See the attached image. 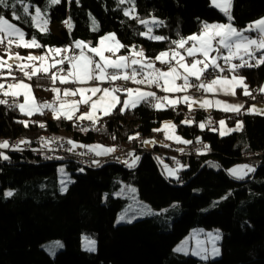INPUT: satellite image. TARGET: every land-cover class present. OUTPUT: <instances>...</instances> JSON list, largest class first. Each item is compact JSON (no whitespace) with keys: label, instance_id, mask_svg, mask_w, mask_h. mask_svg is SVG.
I'll return each instance as SVG.
<instances>
[{"label":"trees","instance_id":"16d2710c","mask_svg":"<svg viewBox=\"0 0 264 264\" xmlns=\"http://www.w3.org/2000/svg\"><path fill=\"white\" fill-rule=\"evenodd\" d=\"M47 1L27 0L33 6L30 12L46 6ZM129 7L118 0H61L49 5V23L70 21L71 27L66 25L57 33L37 30L30 18L23 16L20 5L15 9L22 16L19 21L12 19L10 8H0V14L19 26L27 40L35 37L44 46L32 49L38 53L66 47L70 41L93 44L103 35L114 33L126 46L122 52L132 46L141 47L146 60L175 49L172 40L200 33L204 23L228 21L210 0H135L134 15L163 21L162 26H153L152 33L167 39L155 41L140 34L147 32L144 25L123 14ZM230 11L231 23L242 29L264 16V0H232ZM161 70H167V66ZM239 74L246 78L249 90L255 91L264 80V64L242 68ZM49 76L39 74L28 79L39 103L49 98L37 85L50 84ZM115 83L114 87L127 86ZM189 91L202 94L195 87L187 95ZM4 98L1 95L0 99ZM120 107L92 125L86 120L47 119L46 110L27 117L17 107L0 104V142L19 143L16 150L0 149L9 157L0 159V264H264V116L190 110L182 103L162 110L141 103L121 115ZM185 120L191 123H183ZM220 120L230 129L237 122L242 127L221 136L217 126ZM165 122L175 125V132L191 141L194 149L183 153L158 145L142 149V139ZM200 124L205 127L201 129ZM52 136L71 140L82 148L100 144L126 149L140 159L130 168L113 156L91 166L66 155L51 160L32 157L31 150ZM160 160L183 166L177 171V179L165 176ZM240 163L249 164L255 171L243 179L233 178L227 170ZM60 165L72 177L64 193L57 180ZM121 183L135 185L139 199L156 213L117 225V214L128 201L112 196ZM7 190L13 192L11 197L5 195ZM195 228L219 231L217 258L204 261L173 251ZM83 236L95 241L94 252L82 248ZM51 240L64 244L55 256L40 248Z\"/></svg>","mask_w":264,"mask_h":264},{"label":"snow or ice","instance_id":"6c2138e0","mask_svg":"<svg viewBox=\"0 0 264 264\" xmlns=\"http://www.w3.org/2000/svg\"><path fill=\"white\" fill-rule=\"evenodd\" d=\"M61 0H49L50 5L59 4ZM78 2V0H77ZM120 5L125 3L129 4L130 7L124 9L123 14L132 19L138 20V22L147 28V32L140 33L146 36L150 40L164 41L167 38L160 35H151L153 26H162L163 21L157 20L153 17L150 21L140 19L134 15L135 0H118ZM17 5H20L24 17H29L32 26L36 27L42 32L47 33L49 20L46 18L45 13L41 8L35 7L34 13L30 12V8L33 6L27 3V0H15L14 3H10L9 0H0V8L12 9L11 17L13 20L19 21L22 16L15 9ZM211 6L216 7L225 16H227L229 23L226 24H209L204 23L202 30L198 34H192L188 37H181L178 40H172L171 43L175 45V49L169 51H162L156 57L155 60L159 61L160 64L166 65L167 70H161L156 68L154 63L150 60L145 59V53L141 49L139 51L132 50V56L120 55L116 56L119 49L125 48L126 46L120 43L116 38L115 34H108L101 37L98 47H92L83 41H75V48L80 49L79 55L64 56L63 53L70 51L67 47H56L48 49L45 55H27L21 56L19 53H11L10 45H15L17 48L25 49H42L44 46L40 44L35 37L26 40V33L18 27L15 23H11L5 15L0 14V48L6 53H9V59L14 58L16 61H29V62H40V67H34L33 64H16V69L23 73V76L29 80L33 77L39 76V74L48 75L50 69L56 68L57 71L49 76V79L56 83L59 79L60 84L74 83L77 85H89L92 81H98L100 83H113L116 81H123L125 83L131 81L135 85H145L149 88L157 87L165 93H179L187 92L190 88H197L205 92L213 94L223 92L224 95H235L237 88L243 89L245 96H252V92L249 90L248 85L245 83L246 78L239 74L240 69L248 67H258L264 64V18L250 23L245 29L240 30L233 26L231 21L233 16L231 14L232 0H211ZM65 23L71 27L70 21ZM93 29L95 30L96 22L93 20ZM247 32L258 33L257 37H251L246 35ZM106 41H111V44L105 46ZM190 45V46H187ZM187 46V47H186ZM87 48L89 52L95 56L100 57V61H95L91 56H87L84 49ZM181 50L187 53L191 60H186L185 56L181 55ZM112 53V56L116 57L112 59L104 55L105 52ZM223 51L227 54L224 55ZM48 53L52 54L53 62L45 66V62L48 59ZM215 53V55H211ZM259 53V56H257ZM55 57H60L59 60H55ZM202 57V58H199ZM219 60H223V64L218 63ZM175 61V64H173ZM233 61H239V63H233ZM253 61L255 63H253ZM65 62L70 65V68L66 72V75H60L64 72L62 67ZM57 65L61 67L57 68ZM7 67L8 76L14 81L13 83L7 84V90H5V84L0 83V93L4 97L12 96L13 98L23 94L24 102L19 103L17 100H13L9 104L8 100L0 99V104L8 105L9 107H18L21 113L31 116L34 113L43 114L45 109L51 110L54 119H60L63 117L67 120H73L75 114L80 112L78 120H88L92 125H96L100 119L104 116H110L113 114L118 105L120 107V114L123 115L125 110L135 109L141 103L149 104L156 110H162L167 106H175L181 101L188 104L189 109L194 103H198L192 96L183 95L176 99H170L169 95L158 96L153 91H145L141 87L136 88H125V87H104L99 86H78L75 89L63 90L64 97H75L79 95L80 99L69 103L67 100L61 99L59 106L55 103H40L37 104L34 97H32L31 86L25 83L23 80H17L12 74V65L8 64L6 60L0 58V78L4 77V69ZM29 69H31L29 71ZM111 69V71H109ZM231 73V77L223 75V73ZM211 78H205V74ZM199 81V83H193ZM177 81L182 83L177 84ZM54 93L59 94L61 89L53 87L51 89ZM260 92L264 93V86L260 88ZM98 93L102 95L97 96ZM120 93H123L126 97L121 101ZM90 94V95H89ZM93 97H96L93 100ZM31 99V103H30ZM254 99V97H253ZM200 103V107L204 108L215 104L217 107L223 108L224 111H232L237 114L240 113L242 104H230L220 100L209 101L203 100ZM81 106L84 110L81 112ZM98 113L102 115H98ZM249 113L261 114V110L254 106L249 109ZM23 123L25 127L28 126L27 122L19 121ZM183 123H191L189 120L183 121ZM212 123L211 120L208 121ZM220 125H224V121L221 120ZM40 127H44L43 124ZM201 129L205 127L204 124H200ZM242 127L241 124H237L235 129H229L228 131H238ZM165 128H171L174 132L175 125L168 122L165 124ZM82 131L88 129L82 128ZM159 131V129H155ZM225 133L221 132V135ZM138 135V134H137ZM133 137H130L132 139ZM167 139L175 140L177 143L189 144L191 141L182 140L178 135H166ZM151 141H145L144 143H150ZM20 143H28V141H21ZM47 143V142H45ZM68 144L72 145L74 150L76 147H84L83 145H77L73 141H67ZM12 148L16 150L18 145H10L8 141L0 142V149ZM207 147V146H206ZM88 151L94 153L97 156L109 155L117 151L113 147H104L103 145L96 144L88 147ZM129 159L122 160L126 166L132 168L135 167L139 161V156H135L133 153L128 154ZM0 159L8 160L9 157L3 152H0ZM131 160V163H129ZM94 164L99 165L98 161H93ZM63 171V170H61ZM83 171V169H81ZM255 169L248 165H239L236 168L230 170V174L237 179H243L249 172H254ZM169 175H176L172 170H169ZM65 182L62 181V184ZM131 192H135L134 188L129 189ZM67 191V187L61 188V192ZM6 196L11 197L13 192L8 191L5 193ZM131 207V206H130ZM146 207V206H145ZM127 213L121 215L120 221H126L131 223V219L126 220ZM196 234H194L195 236ZM208 237L207 243L212 245L209 250L204 246L205 241H201L198 237L196 238V249L192 251V255L200 256L202 259H207L208 255L216 256L219 255V248L216 246V242L220 239L219 234L206 233ZM88 250H94V241H88ZM187 241L177 248L175 251L180 252L186 251ZM56 247L62 245L57 244Z\"/></svg>","mask_w":264,"mask_h":264},{"label":"crops","instance_id":"0c3cea01","mask_svg":"<svg viewBox=\"0 0 264 264\" xmlns=\"http://www.w3.org/2000/svg\"><path fill=\"white\" fill-rule=\"evenodd\" d=\"M210 3H211V0H210ZM262 18H264V16L262 17ZM261 19V18H260ZM151 19H149V21H150ZM259 20V19H258ZM257 21V20H256ZM227 23H229V22H227ZM63 24H66V23H59V24H51V25H54V26H58V27H60V26H62ZM209 24H217V23H209ZM219 24H222V23H219ZM226 24V23H225ZM66 26V25H65ZM64 26V27H65ZM50 31H52V32H54V33H57V32H55V31H53V30H50ZM256 34H258V33H256V32H252L251 33V36L252 37H256ZM106 35H108V34H105V35H103V36H106ZM102 36V37H103ZM26 39V38H25ZM100 39H101V37L95 42V43H93V44H91V43H89V42H85L86 44H88L89 46H92V47H98V46H100L99 45V41H100ZM27 40V39H26ZM84 42V41H83ZM109 44H111V41H106L105 42V46H108ZM10 48H11V51H13L14 53H19V54H24V55H22V56H27V55H29V54H31V55H39V54H45V53H47L48 51H45V52H41V53H38V52H35V51H33L32 49H25V48H18L17 50H15L14 48L16 47L15 45H10L9 46ZM67 48H68V46H67ZM21 49H23V50H21ZM84 52H85V54L87 55V56H91L95 61H97V62H99L100 61V57L99 56H95L93 53H91V52H89L88 51V49L87 48H85L84 49ZM79 54H80V49H79ZM78 54V55H79ZM132 52H131V47H129L128 48V51L126 52V53H124V52H122V48L121 49H119L118 50V52L116 53V56H120V55H126V56H129V57H131L132 56ZM259 54V53H258ZM104 55L106 56V57H110V58H112V59H115L116 57H114V56H112V53H110V52H105L104 53ZM181 55H183V56H185V57H188L187 56V53L185 52V54H181ZM212 55V54H211ZM56 59L55 60H58L57 59V57H55ZM199 58H202V57H199ZM150 61H153V63H155V62H159V61H156L155 60V58H153V59H150ZM47 62H48V64H51L52 62H53V57H52V54L51 53H48V59H47ZM17 63H20V61L18 62V61H16L15 60V65L17 64ZM218 63H220V64H223V60H219L218 61ZM173 64H175V61H173ZM34 65V67H40L41 66V64L39 63V64H33ZM46 66V65H45ZM69 67L67 68V71H68V69L70 68V65H68ZM14 69H16V66H14L13 67V70H12V74L13 75H17V76H20V77H22L23 76V74H21V73H17ZM109 71H111V69H109ZM4 72L7 74V76H8V72L6 71V70H4ZM56 72V71H55ZM55 72H51V69H50V71H49V73H50V76L53 74V73H55ZM42 74V73H41ZM44 75V74H43ZM61 75V74H60ZM223 75H227V76H229V78L231 77V73H228V72H226L225 74H223ZM24 77V76H23ZM27 79V78H26ZM191 79H193L194 80V78H191ZM52 86H51V88L50 89H48L47 91H45V94H46V96L49 98L48 99V103H55L56 104V106L58 107L59 106V101L61 100V99H64V100H67L69 103H71L72 101H76V100H79L80 99V97H79V95H77V96H75V97H72V96H69V97H64L63 96V90L59 93V94H57V93H54L51 89L53 88V87H56V88H58L57 87V84H60L59 83V79L56 81V83L55 84H53V82L50 80V81H48ZM116 82H118V83H121V82H123V81H116ZM94 83V84H93ZM93 83L92 82H90V84L89 85H77V84H74L73 83V86L71 87V88H67V89H75L76 87H78V86H99V84H106L107 85V87L108 88H110V86H109V83H107V82H105V83H100V82H98V81H93ZM113 83H115V82H113ZM125 83V82H124ZM180 83H182V81H177V84H180ZM126 87L125 88H128V87H131V88H136V87H141L143 90H145V91H153V92H155L158 96H164V95H169V97H170V99H176V98H179V97H182L183 95H187V92H179V93H165V92H163V91H161L159 88H157V87H151V88H149V87H147V86H145V85H135V84H133L131 81H129V82H127L126 83ZM262 86H264V80L261 82V84L259 85V87L256 89L257 90V92L260 94V95H264V93H261L260 92V88L262 87ZM32 89H33V87H32ZM191 89V88H190ZM190 89H188V90H190ZM187 90V91H188ZM201 92H202V94H201V96H199V97H195L194 99L195 100H197L198 101V103H194V104H192V106H191V109H200V110H203V111H206V112H208V111H211V110H218V111H224L223 110V108H222V106L221 107H217L214 103L213 104H211L210 106H207V107H204V108H202V107H200V103L199 102H202L203 100H209V101H216V100H220V101H223V102H226V103H230V104H242L243 105V107L241 108V110H240V112H243V113H248V114H255V113H249V109L250 108H252L253 106L255 107V108H257V109H260L261 110V114H257V115H264V102H260L259 104H263V105H261L262 107H258L257 105H250V103H248V104H246L244 101H243V99H242V97H244L245 95L243 94V89L242 88H237L236 90H235V92H236V94L235 95H224L223 94V92H219V93H216V94H213V93H210V92H205V91H203V90H201ZM122 96H120L121 97V101H123V99H125L126 97L124 96V94L123 93H120ZM1 93H0V97H1ZM33 95H34V98H36V96H35V93L33 92ZM90 95V94H89ZM99 95H102V93H98V95L97 96H99ZM19 97H21L22 98V96L21 95H19L18 96V98ZM17 98V97H16ZM96 99V97H93V100H95ZM36 103H37V101H36ZM180 103H182V104H184V105H187L188 106V104H186V103H184L183 101H181ZM255 103V102H254ZM179 104V103H178ZM177 104V105H178ZM121 106H122V104H121ZM176 106V105H175ZM189 107V106H188ZM18 108V107H17ZM46 110V118L47 119H51V118H53L52 116H51V110H49V109H45ZM82 112V111H81ZM224 112H226V111H224ZM227 112H231V113H235V112H232V111H227ZM81 113L80 112H77L76 114H75V117H78L79 115H80ZM98 115H102V114H100V113H98ZM74 117V119H76ZM61 118H63V117H61ZM78 120V119H77ZM86 121H88V120H86ZM221 121V120H220ZM220 121H218L217 122V126H218V131H219V133L220 132H223V133H229V129L230 128H228L227 127V125H226V122L224 123V125L223 126H221L220 125ZM166 123H168V122H165V123H163V124H161L158 128H156V129H159V131H155L151 136H149V138L148 139H146L145 140V138H143L142 139V141H141V143H142V149H147V150H149V149H151L153 146H156V145H158V146H168V147H171V148H173V149H175V150H178V151H180L181 153H183V152H185V151H189V150H193L194 148H193V146L189 143V144H183V143H177V142H175V140H172V139H167L166 138V135H178L176 132H175V130H174V132H173V130L171 129V128H165V124ZM241 124L240 122H237L235 125H234V127H232V129H235L236 127H237V124ZM172 124V123H171ZM179 136V135H178ZM182 140H184L183 138H181ZM145 141H151L149 144H147V143H144ZM93 145H96V144H93ZM93 145H89V146H86V149H88V147H90V146H93ZM114 148V147H113ZM199 148V146H197L196 145V148L195 149H198ZM117 149V148H116ZM197 152V151H196ZM198 152H199V150H198ZM117 153V151H115L114 153H112V154H109V155H100V156H104L105 158L106 157H108V156H112V155H114V154H116ZM129 153H133L132 151L131 152H127L126 153V155L125 156H120V157H116V158H118L120 161H122V160H125V159H129V157H128V154ZM131 162V160L129 161V163ZM161 168H162V170H163V173L165 174V176L167 177V178H169V177H171V178H174V176H172V175H169V170L165 167V166H161ZM231 169H233L232 167L231 168H229L228 170H227V172H228V174L230 175V176H232L233 178H235L233 175H231L230 174V170ZM249 174H251V172H249V173H247L246 175H245V177L246 176H248ZM244 177V178H245ZM171 178H169V179H171ZM153 214V213H152ZM151 214V215H152Z\"/></svg>","mask_w":264,"mask_h":264},{"label":"rangeland","instance_id":"374dc122","mask_svg":"<svg viewBox=\"0 0 264 264\" xmlns=\"http://www.w3.org/2000/svg\"><path fill=\"white\" fill-rule=\"evenodd\" d=\"M49 0L47 1V5L44 6V7H39L42 9V11L45 13L46 15V18L48 19V7H49ZM38 7V6H37ZM214 7V6H213ZM216 8V7H215ZM35 9V8H34ZM217 9V8H216ZM218 10V9H217ZM34 13V12H33ZM152 19V18H151ZM229 22V21H227ZM226 22V23H227ZM12 23V22H11ZM222 24H225V23H222ZM66 24H63L62 26L58 27V26H54V25H51L50 23L47 25V28L48 30H53L55 32H57L59 29H64V26ZM19 27V26H18ZM36 28V27H35ZM246 28V27H245ZM245 28H242L240 30H243ZM37 29V28H36ZM39 30V29H37ZM96 30V28H95ZM40 31V30H39ZM42 32V31H41ZM108 34H113V33H108ZM246 35H249L251 36L250 32H247L245 33ZM151 35L155 36L153 33H151ZM144 36V35H142ZM146 37V36H144ZM252 37V36H251ZM147 38V37H146ZM14 45V44H13ZM9 47V46H8ZM136 50V51H139L141 50L142 48L141 47H134L132 46L131 47V52L132 50ZM11 53H14L13 51H11ZM223 54L226 55L227 52L226 51H223ZM9 53H6L5 51L3 52H0V58H3L4 60H6L8 62V64H11L12 65V70H13V67L16 66L15 65V59L12 58V59H9ZM21 56L24 55V54H20ZM39 55H43V54H39ZM45 55V54H44ZM212 55H215V53H212ZM259 56V54L257 55ZM26 57V56H25ZM19 62V61H18ZM28 63H31V64H39L40 62H29V61H20V64H28ZM233 63H236L233 61ZM48 62L46 60L45 62V65L47 66ZM7 72H8V69L7 67H5V69ZM17 73H21L23 74L21 71L17 70V69H14ZM31 69H29L30 71ZM23 80L25 83L29 84L31 86V90H32V97H34L33 95V92L35 93V90L32 89V85L26 80V78L24 77V79H21ZM94 84V83H93ZM97 86V85H96ZM5 90H7V85H5ZM2 94V93H1ZM98 95V94H97ZM22 98L21 97H17L18 98V102L19 103H23L24 102V96L23 94H21ZM35 101H36V98H34ZM45 102H48V101H44ZM30 103H31V99H30ZM37 104H40L39 102H37ZM250 105H257L258 107H262L261 105L263 104H259V103H250ZM19 110V108H18ZM19 112L21 113V111L19 110ZM51 112V111H50ZM23 114V113H21ZM36 114V113H34ZM25 115V114H23ZM27 117H30L28 115H25ZM32 116V115H31ZM51 116L53 117V113L51 112ZM264 116V115H263ZM54 118V117H53ZM221 135V132L219 133ZM226 134L228 133H225L224 135H221V136H225ZM149 137H146V139H148ZM149 144V143H147ZM136 156V155H135ZM130 161V160H129ZM123 163V162H122ZM131 163V162H130ZM160 164L161 166H165L168 170H172L176 173V175H174V178H171V179H177L178 176H177V171L182 169L183 166L178 164V165H169L167 162H165L164 160H160ZM239 165H248L250 166L249 164H246V163H240V164H237V165H234L232 166V168H236L237 166ZM251 167V166H250ZM63 170V171H61ZM173 176V175H172ZM57 180H58V183H59V188L61 190L62 187L64 186H68L71 182H72V177H71V174L66 170L65 166L64 165H60L57 169ZM62 181H64L65 183L62 184ZM131 188H134L136 191L133 193L131 192L129 189ZM8 192V190L6 191ZM5 192V193H6ZM112 196L113 197H117V198H124V199H127L128 201L126 202V204L119 210L118 214H117V217H116V224L117 225H121V224H128V222L126 221H120V217L121 215L127 213V216H126V220L127 219H131L132 222L138 220V219H141V218H145L147 216H150L152 213H156V211H154L151 206L140 200L138 195H137V189H136V186L131 184V183H121V186L112 192ZM131 206V207H130ZM146 206V207H145ZM131 222V223H132ZM206 233H213L214 235L215 234H219V231L217 229H210V230H207V229H203V228H195L193 230H191L184 238H182L173 248V251L175 253H179V254H183V255H187V256H192L194 258H197V259H200V260H204V261H207V260H212L214 258H217L219 255H220V249H219V255H216V256H212V255H208V258L207 259H202L200 256H197V255H192V251L196 249V238L198 237L201 241H205V244L204 246L206 248H208L209 250L211 249L212 245L210 243H207V240H208V237L206 236ZM194 234H196L194 236ZM220 240V239H219ZM219 240L216 242V246L219 248L218 246V243H219ZM88 241H94L86 236H83L81 238V246L84 250L86 251H89V252H94L95 250V247H96V243L94 244V250L93 251H90L88 250ZM187 241V245L185 246L186 247V251H187V254H185L184 251H180V252H177L175 251L177 248L181 247L184 242ZM57 242L59 243V245H62L60 247H56L55 245L57 244ZM95 242V241H94ZM40 248L43 249L48 255L50 256H55L60 250H62L64 248V244L61 240H51V241H46L44 243H42L40 245Z\"/></svg>","mask_w":264,"mask_h":264},{"label":"built area","instance_id":"2783aa9c","mask_svg":"<svg viewBox=\"0 0 264 264\" xmlns=\"http://www.w3.org/2000/svg\"><path fill=\"white\" fill-rule=\"evenodd\" d=\"M258 34H256V37ZM190 46V45H187ZM186 46V47H187ZM69 49L70 51L67 53H63L62 55L64 56H74L77 55V49L74 46L73 41H70L69 43ZM4 51L3 48H0V52ZM183 51V50H181ZM184 52V51H183ZM191 60V59H187ZM156 68L159 69H164L166 68V65L160 64V62L154 63ZM67 62L62 66L64 68V72H61L63 75H66L67 72ZM61 67V66H60ZM5 78H0V83H13L14 81L11 79V77H7L4 75ZM17 78V77H16ZM205 78H211L208 76V73L205 74ZM18 80V78H17ZM93 83V81H92ZM37 85V84H36ZM111 87H114L116 83H109ZM106 84H99V87L104 88L106 87ZM37 87H39L42 90H48L51 86L49 84H38ZM71 84H60L58 85V88L62 90H65L67 88H71ZM189 96L192 97H198L200 95L199 91H189L188 92ZM254 97V99H253ZM4 99L8 100L9 104L13 102V100H17L16 98L13 97H5ZM244 102H250V103H260L264 102V95H260L257 90L252 91V96H244ZM84 108L81 106V111H83ZM47 142V143H45ZM13 145H18V141H14ZM72 149V147L61 137L58 136H52L48 139H46L40 146L34 148L31 150V155L34 158H40L42 160H51V159H56L61 155H66L73 157L74 159H77L79 162L82 163L84 166H91L94 165L93 161H98L101 162L105 160L106 158L104 156H97L94 153H91L88 151V149L82 148V147H76L74 150H69ZM129 152V150L126 149H121L117 147V153L112 155L113 157H120V156H125L126 153Z\"/></svg>","mask_w":264,"mask_h":264}]
</instances>
